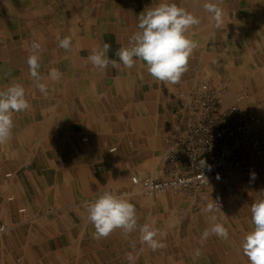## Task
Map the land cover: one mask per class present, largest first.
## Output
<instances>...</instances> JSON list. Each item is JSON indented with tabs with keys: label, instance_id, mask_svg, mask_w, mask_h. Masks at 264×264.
<instances>
[{
	"label": "crops",
	"instance_id": "crops-1",
	"mask_svg": "<svg viewBox=\"0 0 264 264\" xmlns=\"http://www.w3.org/2000/svg\"><path fill=\"white\" fill-rule=\"evenodd\" d=\"M161 2L201 19L188 32L198 48L179 83L156 81L142 61L132 69L92 67L87 57L96 44H110L108 56L119 62L116 52L138 30L139 14ZM205 2L0 0V90L22 84L31 106L14 113L12 136L0 145V264H128V252L135 264L202 263L182 240V205L172 194L127 195L138 225L165 233L155 251L138 228L96 239L85 205L106 191L121 194L132 174L158 171L164 137L185 126L199 82L226 88L222 108L241 103L242 94L249 105L263 104L264 0H221L219 29ZM65 37L68 50L59 47ZM33 41L47 96L29 73ZM51 68L62 73L59 81L50 79Z\"/></svg>",
	"mask_w": 264,
	"mask_h": 264
},
{
	"label": "clouds",
	"instance_id": "clouds-1",
	"mask_svg": "<svg viewBox=\"0 0 264 264\" xmlns=\"http://www.w3.org/2000/svg\"><path fill=\"white\" fill-rule=\"evenodd\" d=\"M203 8L212 16L214 27L219 29L223 22L221 0H206ZM200 23L198 16L176 3L161 2L139 14L138 30L128 38L127 45L121 46L116 52L119 62L109 58L111 45L108 43L92 47L87 61L94 69L101 71L109 66L119 70L121 65L123 68L132 69L137 61H142L148 74L156 81L177 84L187 71L193 51L198 48V43L189 38L188 32ZM70 45V37L59 41V47L65 50H68ZM39 49L40 44L33 41L27 64L30 75L36 80V87L47 96V84L41 82L42 77L38 72ZM49 77L52 81H59L62 73L56 68H51ZM30 107L22 84L12 83L0 90V145L8 142L12 136L14 113L26 112ZM252 177L255 178V173H252ZM216 205V202L209 203L206 211L214 212ZM85 207L87 219L95 229L93 235L96 239L107 238L117 229L127 236L138 228L141 243L147 244L153 251L164 247L163 242L156 237L164 236L165 233L148 222L138 225L136 208L126 194L106 191L94 201L87 202ZM250 211L253 228L244 236L241 248L249 264H264V199L253 202ZM212 221L211 227L206 228L201 235V245L210 236L229 238L228 228L222 222H217L214 215ZM126 259L128 264H135L136 256L133 252H128Z\"/></svg>",
	"mask_w": 264,
	"mask_h": 264
},
{
	"label": "built area",
	"instance_id": "built-area-1",
	"mask_svg": "<svg viewBox=\"0 0 264 264\" xmlns=\"http://www.w3.org/2000/svg\"><path fill=\"white\" fill-rule=\"evenodd\" d=\"M223 94L222 88L214 89L208 83L197 86L190 97L186 125L171 140L160 178L143 179L135 185L136 192L152 196L201 190L226 166H248L244 155L264 158V137L259 134L262 120L239 105L222 108ZM25 212V208L19 209V213Z\"/></svg>",
	"mask_w": 264,
	"mask_h": 264
},
{
	"label": "rangeland",
	"instance_id": "rangeland-1",
	"mask_svg": "<svg viewBox=\"0 0 264 264\" xmlns=\"http://www.w3.org/2000/svg\"><path fill=\"white\" fill-rule=\"evenodd\" d=\"M261 76L264 85V75ZM201 83H208L214 89L218 90L222 88L224 91V99L226 94V88L224 86H219L213 83V81L199 82L198 85ZM258 95L263 104L249 105L246 100L247 96L242 94L241 103L231 104L228 107L239 105L251 115L253 114L259 117L262 120L259 134L264 137V120L260 116L264 115V88L259 91ZM181 130L171 132L164 137V140L167 142V148L163 153L158 171L156 173H153V171L147 172L143 176L138 174L130 175L129 185L121 191V194L143 196L135 191V185L140 184L147 177L160 178L159 175L163 171V163H166L165 158L167 152L171 149V140ZM252 154L251 156L250 154L244 155L246 157L245 159L248 160V166L239 168L232 165L226 166L223 172L214 174L208 185L201 190L190 189L184 192L166 193L172 194L176 197L175 199L181 201L182 210L180 207L179 209L183 216L182 240L191 242V251L193 254H197V249H199L197 258H199L200 263L202 262L201 264L204 262L207 264L208 258L211 264H249L248 258L243 254L241 243L244 236L253 228L250 211L251 204L260 199H264V158ZM250 157L251 159L249 160ZM252 173H255V178L252 177ZM155 195L158 194H153L152 196ZM152 196L144 195L143 197ZM213 202H216L218 205H216L214 212L210 213L206 211V207L209 203ZM186 214L187 217H185ZM213 215L217 218V222H222L228 228L229 238L222 239L216 236H210L201 245V235L206 228L211 227Z\"/></svg>",
	"mask_w": 264,
	"mask_h": 264
},
{
	"label": "bare ground",
	"instance_id": "bare-ground-1",
	"mask_svg": "<svg viewBox=\"0 0 264 264\" xmlns=\"http://www.w3.org/2000/svg\"><path fill=\"white\" fill-rule=\"evenodd\" d=\"M163 157V156H162ZM139 194H141V193H139ZM144 196V195H143ZM226 219V218H225ZM4 227V226H3ZM1 229V228H0Z\"/></svg>",
	"mask_w": 264,
	"mask_h": 264
}]
</instances>
